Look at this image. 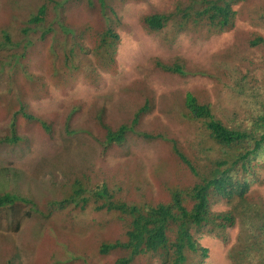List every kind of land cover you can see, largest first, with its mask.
<instances>
[{
  "label": "rangeland",
  "instance_id": "374dc122",
  "mask_svg": "<svg viewBox=\"0 0 264 264\" xmlns=\"http://www.w3.org/2000/svg\"><path fill=\"white\" fill-rule=\"evenodd\" d=\"M189 1L128 0L119 7L118 68L112 72L85 51V46H92L89 39L74 40L60 31L43 39L45 25L23 32L42 0H0V43L9 45L0 49V136L10 134L15 112L20 111L17 131L22 137L14 145L0 143V194L23 198L0 207V264H112L122 252L104 256L100 245L122 239L129 219L97 211L92 203L85 209L72 202L64 207L53 205L71 195L74 179L90 176V182L83 179L90 187L107 182L116 197L128 202L163 201L169 198L171 187L193 186L197 177L176 155L171 141L147 139L137 132L164 134L203 166L213 159L215 150L206 153L201 124L185 117L186 94L192 92L201 102H211L229 123L236 118V110L242 119L249 117L250 108L229 82L237 81L234 70L240 68L250 73L252 82L264 83V46L250 43L256 34L264 35V0L235 4L234 27L209 36L191 29L177 32L173 23L151 31L142 22L146 14L172 10L179 2ZM67 6L77 10L72 14L68 8L70 20H103L95 9L86 6L84 10L76 0ZM61 12L56 19L62 17ZM54 23L61 30L58 21ZM88 25L91 35L101 24ZM71 47L75 58L69 64L74 63L76 69L64 63ZM14 54L16 60L7 58ZM177 57L184 59L186 75L155 64L156 58L172 61ZM92 70L100 84L91 83ZM147 100L151 108L125 143L105 146L101 119L115 129L131 123ZM26 112L46 121L49 132L40 121L30 122ZM256 170L250 200L262 204L263 163ZM118 184L122 193L115 188ZM211 206L217 212L228 210L231 204L213 199ZM244 228L238 220L226 230V239L203 233L199 241L209 249L203 264H232L230 253L239 245ZM135 264L161 263L144 255Z\"/></svg>",
  "mask_w": 264,
  "mask_h": 264
},
{
  "label": "trees",
  "instance_id": "16d2710c",
  "mask_svg": "<svg viewBox=\"0 0 264 264\" xmlns=\"http://www.w3.org/2000/svg\"><path fill=\"white\" fill-rule=\"evenodd\" d=\"M70 1L72 0H42L37 12L31 13L27 19V26L23 32L36 31L45 25L41 35L43 39L55 31L72 35L74 40L89 39L92 46H85V51L93 54L106 71L116 72L118 68L116 56L120 42L116 25L119 21V7L128 0H97V3L95 0H76L84 10L87 6L101 14L103 20H89L90 22L70 20L66 14L68 8L72 14H76L77 11L67 6ZM241 1L243 0H190L185 4L179 2L172 10L144 15L142 22L151 31L164 29L173 23V28L177 32L191 29L205 31V36H209L234 27L238 13L234 5ZM60 11L62 17L56 19ZM55 21H58L61 30L54 26ZM99 21L100 27L89 35L91 27L88 24L94 26ZM250 43L252 46H264V35L256 34ZM8 46V42L0 43V49H6ZM81 47L83 49L82 45ZM17 56L7 55V58L16 60ZM74 58V48L71 47L64 62H67L70 69L77 68L74 63L69 64ZM155 64L164 71L181 75H186L185 72L188 70L181 57L172 61L156 58ZM234 71L239 77L236 82H229V85L243 99L246 104L244 106L250 108L248 118L242 119L236 110V118L229 123L218 114L211 102H201L192 92H188L185 97V117L201 124L202 143L206 144L204 147L206 153L215 150V156L209 159V164L200 166L179 148L175 140L162 133L137 132L147 139L163 138L171 141L176 155L197 177L193 186L187 188L173 186L169 189V198L157 203L140 204L116 197L115 189L107 182L90 187L83 179L90 182L91 177L83 176V179L79 177L74 179L71 195L53 203L64 207L72 202L81 205L82 209L92 203L97 211H106L117 214L120 219L126 217L129 219L122 239L103 241L100 245L99 252L104 256L116 251L122 252L112 264H135L144 255L157 258L161 264H189L193 260L197 264H203L205 258L209 256V249L200 243L201 235L209 232L226 239V230L234 226L238 220L244 224L245 231L241 235L239 245L230 253L232 264H264V203L259 204L250 200L252 176L257 173L256 169L262 166V163L264 165V83L252 82L250 73L243 72L240 68ZM86 73L88 76L90 70ZM90 78L92 84L101 83L97 72L95 74L93 70ZM151 105L147 100L135 113L131 123H122L116 129L105 123L100 115L101 124L106 129L104 145H123L129 132L135 131L143 113L147 112ZM19 112H15L12 119L10 134L0 136V143L8 142L14 145L22 140L17 131ZM24 114L30 122L37 120L48 132L51 129L46 121L35 114L29 112ZM115 188L122 193L123 189L119 184ZM20 199L23 198L18 195L0 194V207L13 205ZM213 199L225 200L231 207L226 211H213L211 206ZM16 213L19 214L17 208Z\"/></svg>",
  "mask_w": 264,
  "mask_h": 264
}]
</instances>
